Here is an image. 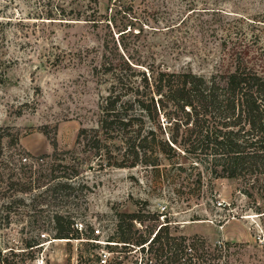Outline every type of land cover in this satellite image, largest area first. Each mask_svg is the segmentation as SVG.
<instances>
[{"label":"rangeland","instance_id":"1","mask_svg":"<svg viewBox=\"0 0 264 264\" xmlns=\"http://www.w3.org/2000/svg\"><path fill=\"white\" fill-rule=\"evenodd\" d=\"M254 18H264V0H0L6 28L0 126L12 133L4 150L25 148L27 158L13 155L10 164L33 171L30 189L21 191L11 171L2 169L0 203L11 195L17 199L7 208L10 223L0 216V248L26 250L14 254L26 264H97L92 251L114 255L106 243L116 212L145 207L159 219L137 221L138 227L169 219L173 231L233 243L230 264H264V193L246 195L243 179L218 177L205 182L201 195H170L166 184L161 189L147 181L143 166H111L96 149L76 144L80 128L98 126L111 81L101 72L110 62L124 68L127 60L137 71L161 66L209 74L229 52L227 37L250 32ZM63 156L71 166L57 172L73 176L77 186L70 196L55 198L48 189L55 182L54 163ZM58 208L74 214L80 237L50 238L48 216ZM41 232L45 240L31 259L34 253L23 242ZM125 264L143 263L139 253H130Z\"/></svg>","mask_w":264,"mask_h":264},{"label":"trees","instance_id":"2","mask_svg":"<svg viewBox=\"0 0 264 264\" xmlns=\"http://www.w3.org/2000/svg\"><path fill=\"white\" fill-rule=\"evenodd\" d=\"M261 22L264 18H254L249 23L250 32L228 36L224 45L229 52L209 74L161 66L137 71L127 60L123 61L124 68L110 62L101 72L111 81L100 103L98 126L80 128L76 144L96 149L95 153L108 159L111 166H143L147 181L159 183L161 189L166 184L170 195H201L205 182L212 184L218 177L243 179L241 191L248 196L253 197L256 191L264 193ZM5 30L0 20V47L6 40ZM10 135V126H0V177L2 169L10 170L18 184L15 189L25 191L30 189L33 171L25 166L16 170L18 165L10 163L15 162L13 155L28 151L17 146L14 153H5L4 139ZM70 160L63 156L54 163L55 182L47 189L55 198L59 194L70 196L77 186L73 176L57 172L61 167L68 170ZM15 199L17 196L11 195V199L0 203V216L5 215L7 223L11 221V210L7 208ZM261 208L258 206V210ZM115 216V230L106 243L114 255L108 259L100 251H92L97 264H125L130 253H139L143 264H230L233 243L229 241L213 243L200 234L173 231L169 219L156 227H138L137 221L144 224L147 219H159V214L145 207L132 212L117 211ZM48 222L54 228L50 238L80 237L70 211L54 209ZM45 235L41 232L24 240V247L34 253L31 259L36 257L35 247L41 246ZM25 251L1 247L0 264H26V260L19 262L14 257ZM79 257L81 261L82 255Z\"/></svg>","mask_w":264,"mask_h":264}]
</instances>
